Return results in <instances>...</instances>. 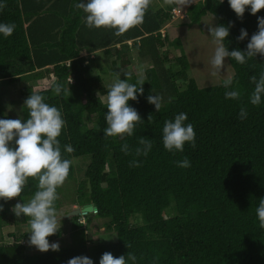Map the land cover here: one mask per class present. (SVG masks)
Instances as JSON below:
<instances>
[{
	"label": "trees",
	"instance_id": "16d2710c",
	"mask_svg": "<svg viewBox=\"0 0 264 264\" xmlns=\"http://www.w3.org/2000/svg\"><path fill=\"white\" fill-rule=\"evenodd\" d=\"M0 3H6L0 10V23L16 25L11 36L0 33V83L6 87L21 83L19 94L24 100L31 93L40 94L45 103L61 110L66 121L57 137L62 158L89 159L84 181L75 191L76 205L92 204L97 209L95 213L70 218L71 242L59 251L28 255L22 244L25 235H11L9 244L0 240V264H67L69 259L81 255L99 264L104 252H111L114 257L125 255L126 260L127 254L132 253L135 264H264V228L256 214L260 199L264 198V96L259 105L250 102L255 88L250 77L259 79L264 72V56L247 58L244 64L227 58L233 70L229 88L223 83L198 87L187 76L189 63L180 39L170 40L160 32L173 19L172 9L178 4L156 9L150 3L143 23L123 35L119 33L121 36L113 41L120 45L113 51L119 61L113 67H130L132 53L127 42L132 41L134 57L146 77L143 94L128 101L143 122L136 125L132 136L125 134L122 140L104 135L109 88L100 75H91L90 60L81 55L82 51L93 52L111 40L102 43L100 38L95 39L86 21L81 23L79 18L72 28L61 24L60 29L58 17L47 15L40 19V0ZM206 14L214 17L217 26L229 29V36L223 41L229 51H246L251 36L258 31V17H264V9L253 15L247 7L241 18L228 0H200L187 7V25L199 24ZM241 29L248 35L238 40ZM174 50H180V54ZM128 74V82L135 84L138 73ZM50 75L54 80L48 88L34 91L28 86ZM127 78L126 74L120 79ZM53 82L65 90L69 88L70 95L66 91L56 95ZM231 90L240 92L238 99L225 97ZM149 95L162 98L159 111L148 103ZM241 108L247 111L244 119L239 116ZM28 112L24 104L21 122L27 120ZM181 112L188 117L185 125L194 126L195 147L185 142L182 152H170L163 145L164 122L174 120ZM0 119H11L1 100ZM141 137L153 143L147 156L135 154L137 147H143L139 144ZM125 143L128 154L121 150ZM66 145L74 151L66 152ZM11 146L15 147L14 141ZM184 158L191 162L190 167L178 166ZM132 161L140 166H131ZM73 174L71 162L67 178L73 179ZM38 190V178L29 177L21 195L13 199L25 203ZM7 201L0 202V229L30 225V217L8 215ZM54 205L58 210V199ZM81 217L88 222L90 218L104 220L105 230L113 231L116 240L89 245L78 222ZM62 234L60 227L48 237L49 242Z\"/></svg>",
	"mask_w": 264,
	"mask_h": 264
},
{
	"label": "clouds",
	"instance_id": "9594fccd",
	"mask_svg": "<svg viewBox=\"0 0 264 264\" xmlns=\"http://www.w3.org/2000/svg\"><path fill=\"white\" fill-rule=\"evenodd\" d=\"M151 0H87L75 5L82 9L86 16V25L96 28H113L118 33H123L130 28L143 23L145 12ZM165 3H177L181 7L189 5L192 0H165ZM230 8L237 17H243L247 7H250L251 14H256L264 9V0H228ZM6 7V3H0V10ZM16 28L15 23H0V33L5 37L11 36ZM215 38V50L211 59V65L216 72L224 67L225 58H233L240 64H244L247 58L257 54L264 56V17H258V31L255 32L246 46V51H229L223 41L229 36V29L225 26H215L208 29ZM248 35L245 29L240 30L238 40H243ZM128 78H118L109 88L107 94V113L105 120L107 127L104 135L108 137L119 136L124 139L125 134L132 136L137 124L142 123L138 111L128 105L129 100H137L138 94H143L142 85L146 81L143 69H138L139 79L135 84L129 83ZM255 84L251 94L250 102L259 105L264 96V72H261L259 79L255 75L250 77ZM71 83V82H70ZM233 84V77L229 76L223 81L225 88ZM53 91L60 95L66 91L70 95L69 88L64 89L63 85L53 82ZM240 92L231 90L225 93L226 98L238 99ZM45 98L36 93L25 100L28 108V118L25 122L21 119H0V199L5 201L19 197L29 177L38 178V191L27 203H17L14 206L17 216L30 217L29 244L35 246L40 252L49 250L59 251V243L48 240L49 236L56 234L61 222L56 212L54 202L58 199L57 188L60 187L69 175L71 161L62 158L61 146L57 137L66 125L62 112L55 106L44 102ZM147 101L155 106V110L161 108L162 98L157 95H149ZM239 116L246 118L247 111L241 108ZM187 114L181 112L174 120H166L163 126V145L168 151H183L185 142L195 147V130L191 123L185 125ZM148 119H151L149 115ZM15 142V147L11 142ZM135 154L147 156L152 149L153 143L150 139L141 137ZM125 154L129 153V146L125 143L121 148ZM65 151L72 153L74 148L71 145L65 146ZM131 166L139 167L140 164L132 161ZM179 167H190L191 162L184 158L178 162ZM2 208V205H0ZM260 227L264 228V198L260 199L256 209ZM130 246V245H129ZM127 261L135 264L136 256L132 253L114 257L111 252H104L99 264H127ZM67 264H93L87 256H75L67 261Z\"/></svg>",
	"mask_w": 264,
	"mask_h": 264
},
{
	"label": "rangeland",
	"instance_id": "374dc122",
	"mask_svg": "<svg viewBox=\"0 0 264 264\" xmlns=\"http://www.w3.org/2000/svg\"><path fill=\"white\" fill-rule=\"evenodd\" d=\"M152 1L153 0H151V2ZM195 1L196 0H193V2ZM158 2L164 6V8L167 7L165 0H157L156 3ZM152 6L155 7L154 5ZM180 9L183 12L184 8ZM172 20L176 21L178 25H175V27L173 26L174 30L171 34L167 30V34L170 37V40L178 37L181 41L183 53L187 57L189 63V69L187 71L188 78L193 79L198 87L203 88L221 84L229 76H233V70L228 63L227 58H225L224 67L221 68V71L213 74L216 72V69H214L211 65V59L214 55L216 44L215 38L209 33L208 29L217 26V23L212 15L206 14L201 19L199 24L192 26L187 25L188 19L186 18L184 12L181 17L178 19L173 18ZM174 53L179 55L180 50H174ZM99 68L104 70L101 66H99ZM141 68L142 67L136 62V60H131V67L124 68L122 70L119 69V72L121 76H124L131 71H136L138 73V69ZM174 69L176 70L177 68L175 67ZM100 76L104 80V85L108 88H110V86L115 82V80L108 77L110 75L106 76L103 72ZM48 81H35L29 83L28 86H32L34 91H39L47 88ZM178 84L181 88L183 87L180 80H178ZM22 86L23 84L21 83H14L10 86V88L6 87L3 83H0L1 104L5 109V113L10 116L11 119H21V110L25 102L24 98H22L19 94V90ZM102 100L104 102L106 101L104 97H102ZM71 162L74 166L73 179L70 180L66 178L64 183L58 187V200L60 202V207L56 210V212L59 216L73 210L76 207H79L76 205L77 201L75 191L78 188V185L84 181V170L89 163V159L73 158ZM1 200L2 199H0V202ZM28 201L30 200H27L25 203ZM17 203L21 202L15 199L7 201L6 207L8 208V215L15 214L14 206ZM61 220L65 221L61 222ZM60 222L63 234L60 238L50 241V243L58 242L60 246L59 248H65L68 247L71 242L72 222H70V219H60ZM78 222H80L85 230V235L89 245L101 242H114L116 240V234L113 231L105 230L104 220L90 218L88 222L87 219L81 217ZM30 231V225L28 224L4 226L0 229V240L5 244H9L12 242L11 235H25L22 239V244L25 247V253L28 255L42 253L37 250L35 246L29 244Z\"/></svg>",
	"mask_w": 264,
	"mask_h": 264
},
{
	"label": "crops",
	"instance_id": "0c3cea01",
	"mask_svg": "<svg viewBox=\"0 0 264 264\" xmlns=\"http://www.w3.org/2000/svg\"><path fill=\"white\" fill-rule=\"evenodd\" d=\"M156 1L157 0H153L151 2L152 3L151 6L154 5L155 6L154 8H156V9L164 8V6L159 4V2L156 3ZM198 1H200V0H198ZM80 2L86 3L87 0H40V6L43 7L41 12H40V19H44L43 17H45L47 15L58 17L57 22H59V23H57V27L59 29L61 28V24H63V27L72 28L73 23L76 22V18H79L81 20V23H84V21H86V16L88 14L85 13L82 9H77L76 7H72L73 5L75 6L77 3H80ZM195 2H193V0H192L191 4H194ZM55 3H58V5ZM191 4L183 6V7H181L178 4L177 7H175V9L184 8L183 12L185 13L187 7L190 6ZM173 18L178 19L179 17L173 16ZM41 22L42 21H40V29H42ZM175 25H178V23H176V21H174V20L169 21L166 25H164L162 27V29L160 31L161 34L168 36L167 30L171 34L172 31L174 30ZM89 30L92 33H95L93 35L94 38L95 39L100 38V41L102 43H106L108 40H111L109 44L105 45L104 47L100 46L98 49H96L93 52L87 53L85 51H82L81 55H84V57L86 59L89 58V60H90V65L92 66L91 75L92 76L100 75L103 72L104 74H106V76L110 75L108 77H110L111 79H113L115 81L118 78L123 77L120 75L119 69L122 70L124 68H120L119 66L113 67L115 64H118V62H119L118 59L116 58L115 54L113 53V51L120 48L119 43L114 44L113 41L118 39L121 35H123V33H121V35H119V33L117 32L116 29L105 28V27H101V28H96V27L90 28L89 27ZM97 34H99V35H97ZM176 38H178V37H176ZM127 45L131 49V53H132L131 54V60L135 61L136 60L134 57L135 48L133 47V42L128 41ZM88 46H94V43H93V45H88ZM136 62H137V60H136ZM99 66L103 67L104 70H102V68L100 69ZM105 66H107V67H105ZM130 67H131V65H130ZM141 67H142V65H141ZM53 80H54L53 76L50 75L49 77L45 76L43 79H40L38 81H40V82L48 81V84H47V88H48Z\"/></svg>",
	"mask_w": 264,
	"mask_h": 264
},
{
	"label": "water",
	"instance_id": "95a60500",
	"mask_svg": "<svg viewBox=\"0 0 264 264\" xmlns=\"http://www.w3.org/2000/svg\"><path fill=\"white\" fill-rule=\"evenodd\" d=\"M97 211L96 207H94L92 204H87L84 206L76 207L73 210L61 215L58 219H70L72 217L76 216H85L90 213H95Z\"/></svg>",
	"mask_w": 264,
	"mask_h": 264
},
{
	"label": "built area",
	"instance_id": "2783aa9c",
	"mask_svg": "<svg viewBox=\"0 0 264 264\" xmlns=\"http://www.w3.org/2000/svg\"><path fill=\"white\" fill-rule=\"evenodd\" d=\"M172 14H173V16L180 17L183 14V12L180 9L174 8V9H172Z\"/></svg>",
	"mask_w": 264,
	"mask_h": 264
}]
</instances>
